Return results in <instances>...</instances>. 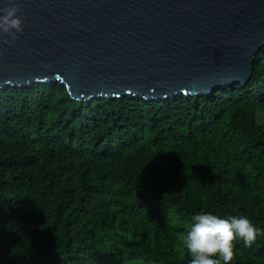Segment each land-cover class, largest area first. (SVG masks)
Masks as SVG:
<instances>
[{
	"label": "trees",
	"instance_id": "1",
	"mask_svg": "<svg viewBox=\"0 0 264 264\" xmlns=\"http://www.w3.org/2000/svg\"><path fill=\"white\" fill-rule=\"evenodd\" d=\"M264 46L247 84L165 99L0 88V264H189L191 216L264 229ZM231 264H264V236Z\"/></svg>",
	"mask_w": 264,
	"mask_h": 264
},
{
	"label": "water",
	"instance_id": "2",
	"mask_svg": "<svg viewBox=\"0 0 264 264\" xmlns=\"http://www.w3.org/2000/svg\"><path fill=\"white\" fill-rule=\"evenodd\" d=\"M13 3L24 31L0 36V88L60 81L78 100L209 95L247 84L264 46V0Z\"/></svg>",
	"mask_w": 264,
	"mask_h": 264
},
{
	"label": "clouds",
	"instance_id": "3",
	"mask_svg": "<svg viewBox=\"0 0 264 264\" xmlns=\"http://www.w3.org/2000/svg\"><path fill=\"white\" fill-rule=\"evenodd\" d=\"M19 11V5L13 0H7L6 6L0 7V36L15 40L23 33ZM256 123L264 125V113H257ZM260 236H264V229L245 215L222 217L201 211L191 216L182 243L190 257L189 264H231L237 240L251 247Z\"/></svg>",
	"mask_w": 264,
	"mask_h": 264
}]
</instances>
